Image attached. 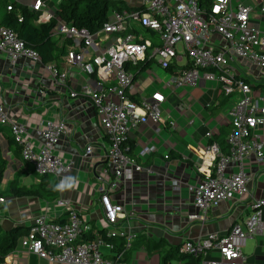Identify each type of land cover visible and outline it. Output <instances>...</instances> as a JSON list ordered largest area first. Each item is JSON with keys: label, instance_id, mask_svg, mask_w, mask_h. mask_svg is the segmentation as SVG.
I'll use <instances>...</instances> for the list:
<instances>
[{"label": "built area", "instance_id": "built-area-1", "mask_svg": "<svg viewBox=\"0 0 264 264\" xmlns=\"http://www.w3.org/2000/svg\"><path fill=\"white\" fill-rule=\"evenodd\" d=\"M51 4L50 0H34L29 5L37 16L36 23H49L55 18V7ZM257 4L252 7L242 3L233 5V0H213L210 9L204 11L196 0H142L139 9L112 11V21L108 20L94 34L57 20L53 37L66 39L71 45L64 58L65 69L47 64L45 70L53 83L66 89L71 98L81 96L90 100L107 140L104 163L96 173L103 220L100 230L104 237L98 235L95 241L83 242L82 236L91 228L79 212L67 207L66 221L47 212L33 219L20 241L27 253L50 264H126L121 254L109 260L99 250L102 244L113 249L106 242L108 239L123 240L127 249L135 238L128 229L117 227L126 214L123 205L111 198L112 193L121 189L122 181L146 171L125 154L124 145L130 132L142 123L160 126L165 122L160 110L165 102L163 94L156 91L139 101L129 98L135 89L140 63L154 61L166 73L159 80L164 90L190 91L204 80L214 83L229 104L234 98L226 115L230 126L225 142L227 151L214 141L212 131L204 133L207 144L198 150L200 162L196 168L203 178L188 186L196 210L188 216L189 221L204 222L212 207L248 191L254 175L247 167L257 163L264 168V143L259 133V128L264 127V89L262 93L255 92L235 73L231 63H240L264 74V31L252 22L255 9L264 17V2ZM0 54H6L13 67L22 58L41 63L36 51L26 47L14 31L1 25ZM76 71L92 79V83H80L76 88L70 83ZM152 77L157 80V75ZM39 94L44 92L40 90ZM175 124L173 120L168 123L172 130ZM0 125L9 127L23 162L30 164L39 176L55 178L60 190L65 187L73 165L58 155L56 147L69 130L66 122L40 118L29 133L0 104ZM93 151V146H87L84 157ZM155 151L154 145L145 146L138 158L143 160ZM56 204L61 207L67 203L57 200ZM249 208L250 214L243 225H233L224 235L210 233L186 242L179 253L192 257L217 253L218 258L201 264H247L243 246L262 232L264 198L253 201Z\"/></svg>", "mask_w": 264, "mask_h": 264}, {"label": "crops", "instance_id": "crops-1", "mask_svg": "<svg viewBox=\"0 0 264 264\" xmlns=\"http://www.w3.org/2000/svg\"><path fill=\"white\" fill-rule=\"evenodd\" d=\"M14 1L29 7L34 0ZM117 1L121 8L124 6L123 11L139 9L142 3V0ZM260 2L264 0H233V5L242 3L255 7ZM54 4L51 5L56 7ZM252 22L264 31V17H260L258 9H255ZM144 65L136 71L135 89L129 93V98L139 101L150 93L160 92L165 96L162 105L165 122L160 126L142 123L130 132L124 145L125 154L146 171L134 173L130 180L122 181L121 189L112 193L111 198L123 205L126 214L117 227L128 229L135 238L127 249L123 240L108 239L106 242L112 244L113 249L102 244L99 250L109 260L121 254L126 264H201L204 260L218 258L217 253L192 257L181 255L179 249L199 237L210 233L224 235L233 225H243L250 214V204L264 198V168L252 163L247 169L254 175V180L247 192L212 207L204 222L189 221L188 216L196 210L188 186L203 178L196 170L200 162L198 150L207 144L206 131H212L214 141L222 149L226 148L230 126L226 116L221 114V108L228 101L222 98L214 83L204 80L190 91L164 90L159 80H163L166 73L158 66L153 68L156 72H151L152 62ZM59 67L65 69L63 63ZM231 67L255 92L262 93L264 74L236 62H232ZM152 74L157 75V80ZM71 77L70 83L76 88L80 83H92V79L78 75L77 71ZM40 90L44 94H39ZM0 104H4L10 118L24 124L29 133L40 118L66 122L69 130L62 135L56 150L73 165L61 190L53 177L36 178L31 165L22 161L18 147L11 142L9 127L0 125L1 155L7 163L0 180V198L4 200L0 203V235L17 226L28 230L33 219L45 212L66 221L67 207L79 212L91 231L101 233L103 220L98 205L96 173L104 163L107 140L90 100L81 96L71 98L66 89L53 83L44 64L22 58L13 67L9 57L0 54ZM170 120L176 123L173 130L168 125ZM259 133L264 143V127L259 128ZM148 145H154L156 151L141 160L138 153ZM87 146H93L94 151L84 157ZM165 155L169 158L165 159ZM7 171L8 177L5 176ZM17 189L38 190L40 195H15ZM57 200L67 204L58 207ZM261 219V234L248 239L243 246L247 264H264V208ZM21 238L14 249L0 256V264H50L27 253L20 245ZM164 259L168 260L164 262Z\"/></svg>", "mask_w": 264, "mask_h": 264}, {"label": "trees", "instance_id": "trees-1", "mask_svg": "<svg viewBox=\"0 0 264 264\" xmlns=\"http://www.w3.org/2000/svg\"><path fill=\"white\" fill-rule=\"evenodd\" d=\"M198 6L208 11L213 0H196ZM120 2L117 0H58L53 18L49 23H36L37 16L25 4L14 0H0V25L11 29L22 40L26 47L36 51L44 65L51 64L60 69L64 63L67 50L71 45L70 41L61 38H54L53 31L56 28L57 20L64 21L70 26L78 29H85L94 34L108 21V13L112 11L121 12ZM126 6V5H125ZM10 7L11 10H7ZM126 9V8H125ZM130 8L129 10H131ZM133 10V9H132ZM19 19L21 20L19 22ZM147 66L148 63H142ZM144 66L142 67L144 69ZM11 142L14 143L12 137ZM15 144V143H14ZM16 145V144H15ZM227 151V147L222 149ZM20 155V150L18 148ZM6 160L1 155L0 149V180L6 169ZM43 178L49 176H42ZM15 195H40L38 190L17 189ZM24 227H14L0 235V256H5L16 247L19 239L26 234ZM100 231H89L82 236L83 242H92ZM104 237V235H103ZM168 259H164L166 262Z\"/></svg>", "mask_w": 264, "mask_h": 264}, {"label": "rangeland", "instance_id": "rangeland-1", "mask_svg": "<svg viewBox=\"0 0 264 264\" xmlns=\"http://www.w3.org/2000/svg\"><path fill=\"white\" fill-rule=\"evenodd\" d=\"M52 3H55L54 5H56L57 4V2H58V0H50ZM112 19H113V12H112V10L108 13V20L109 21H112ZM157 67V65L155 64V62L154 61H152V68H151V72L152 71H154V72H156V70L157 69H153V68H156ZM263 81H264V79H263ZM232 97H234V96H232ZM222 98H223V96H222ZM230 101L233 103V101H234V98H231L230 99ZM231 103V104H232ZM231 104H229L228 102L224 105V107L223 108H221V114L223 115V116H226L227 115V112H228V110H229V108H230V106H231ZM229 106V107H228ZM160 110L161 111H164V107L163 106H161L160 107ZM31 168H32V170H33V172H34V175H35V177L36 178H40V176L34 171V169H33V167L31 166ZM8 175V171L5 173V176H7ZM8 177V176H7ZM6 178V177H5Z\"/></svg>", "mask_w": 264, "mask_h": 264}]
</instances>
